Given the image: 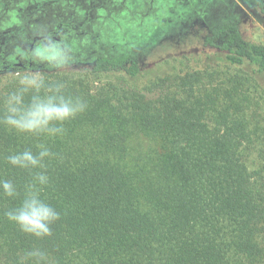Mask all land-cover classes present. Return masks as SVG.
<instances>
[{"label":"trees","instance_id":"16d2710c","mask_svg":"<svg viewBox=\"0 0 264 264\" xmlns=\"http://www.w3.org/2000/svg\"><path fill=\"white\" fill-rule=\"evenodd\" d=\"M257 4L264 12V0ZM204 44L225 52L223 67L247 64L264 76V44L247 40L237 20L210 27ZM85 61L87 72L111 78L95 93L45 77L87 103L64 122L62 136L0 123V179L19 191L14 198L0 192V264H31L23 258L34 248L47 253L48 264H264L257 241L261 235L264 242V191L253 189L239 155L244 122L228 117L237 88L223 89L219 112L217 97L180 93L193 86L189 69L173 61L142 65L132 53ZM19 86L11 83L7 94ZM212 107L218 113L210 126ZM40 143L57 154L46 161L49 185L41 195L61 212L44 238L4 215L19 206L32 176L6 157L36 152Z\"/></svg>","mask_w":264,"mask_h":264},{"label":"rangeland","instance_id":"374dc122","mask_svg":"<svg viewBox=\"0 0 264 264\" xmlns=\"http://www.w3.org/2000/svg\"><path fill=\"white\" fill-rule=\"evenodd\" d=\"M246 1L248 5H244V8L239 5L240 9L233 14L240 18L238 27L247 40L264 44V12L256 5L254 8L249 7L253 5L251 3L254 0ZM135 2L133 9L137 11V15L130 19L123 15L121 28L117 29L116 36L112 37L121 44L120 50L116 53H132L138 57L142 65H155L167 60L180 65L183 73L189 69L188 81L193 86L192 91L189 89L180 93L185 96L193 94L217 97L218 111H222L221 98L218 96L222 95L224 88L235 86L237 89L232 92V105L227 108L228 117L230 120L244 122L243 129L247 133V138L240 147L239 155L251 174L253 189L264 191V76L257 72L254 66L247 64L223 67L225 52L204 44L207 30L193 25L194 23L190 21L192 17L183 18L185 13L182 7L178 8L175 16H171L175 6L169 8L154 1L152 11H147L145 7L146 5L148 7L149 3L146 4L145 0H134L133 3ZM207 8L210 11L209 19L216 23L225 21L230 15L217 8L212 10L209 4L198 6L196 11L202 9L208 12ZM185 10H188L186 13H194L195 8ZM144 13L147 15L143 16ZM100 23H102L100 31L96 29V32L100 34L102 42L107 44L112 26L108 25L106 20ZM67 33L69 32L64 28L62 34L64 46L61 47L65 54L64 67L54 68L48 66L46 61L43 63L34 61L33 67L1 73L0 96L7 94V87L11 83H19V78L29 73L39 74L44 78L59 75L70 86H73L72 83L76 85L79 83L85 92L95 93L102 89L111 78L87 72L88 65L85 61L86 56L94 54L90 53L93 51L92 48L98 47L88 44L87 37L82 41L80 37ZM175 58L178 60L174 61ZM218 111L216 112L214 107L208 110L206 120L210 126H213ZM262 240L260 235L257 240L260 247H264Z\"/></svg>","mask_w":264,"mask_h":264},{"label":"clouds","instance_id":"9594fccd","mask_svg":"<svg viewBox=\"0 0 264 264\" xmlns=\"http://www.w3.org/2000/svg\"><path fill=\"white\" fill-rule=\"evenodd\" d=\"M30 57L37 63L47 62L54 68L65 66V54L59 42H39L31 50ZM19 87L8 93L3 101L0 123L19 133L62 136L64 122L75 118L87 108L79 96L65 94V84L49 83L39 74H24L19 78ZM44 92L43 95L40 93ZM32 93L27 99V94ZM38 151L26 148L9 154L6 161L14 167L31 172V180L24 186V195L19 206L7 210L4 215L15 222L20 230L37 238L52 235V225L60 219L61 212L46 199L42 191L49 185L48 160L57 157L50 148L40 143ZM0 192L14 198L19 195L17 184L10 179H0ZM24 261L31 264H48L45 251L34 248L26 252Z\"/></svg>","mask_w":264,"mask_h":264},{"label":"flooded vegetation","instance_id":"af4514ba","mask_svg":"<svg viewBox=\"0 0 264 264\" xmlns=\"http://www.w3.org/2000/svg\"><path fill=\"white\" fill-rule=\"evenodd\" d=\"M145 1L146 4L149 3L150 8L146 5L147 11H152L155 2L165 4V7L169 6V8L175 6V12L172 11L171 16H175L178 8L182 7L185 13L183 18L192 17L190 21L194 23L193 25L204 28L207 32L210 27L216 25V22L209 19L208 8V12L202 9L196 11L198 6L209 4L212 10L217 8L227 15L230 14L225 18L226 20L240 21V18L233 14L240 9V6L244 8V5H248L246 0ZM258 1L260 0H254L251 3L253 5L249 7L254 8L256 5L261 10ZM133 2L134 0H0V74L33 67L34 61L30 57V52L39 42L45 44L50 41L59 42L60 47L64 46L62 42L64 28L69 32L67 34L76 35L82 41L87 37L88 44L98 47V49L92 48L93 51L90 53L117 54L116 51L120 50L121 44L112 37L116 36V30L121 28L123 15L127 19L137 15V11L133 9L136 2ZM193 8H195L194 13H186L188 10L185 9ZM145 15L147 13L143 14ZM105 20L112 26L107 44L102 42L100 34L96 32V29L100 31L102 26L100 21ZM86 64L88 65V62Z\"/></svg>","mask_w":264,"mask_h":264}]
</instances>
